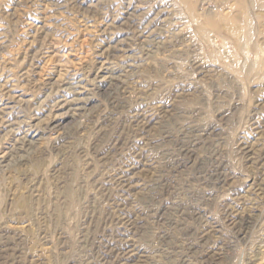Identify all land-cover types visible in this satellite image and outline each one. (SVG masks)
I'll return each mask as SVG.
<instances>
[{"label":"rangeland","instance_id":"374dc122","mask_svg":"<svg viewBox=\"0 0 264 264\" xmlns=\"http://www.w3.org/2000/svg\"><path fill=\"white\" fill-rule=\"evenodd\" d=\"M0 109V264H264V0H0Z\"/></svg>","mask_w":264,"mask_h":264},{"label":"bare ground","instance_id":"6f19581e","mask_svg":"<svg viewBox=\"0 0 264 264\" xmlns=\"http://www.w3.org/2000/svg\"><path fill=\"white\" fill-rule=\"evenodd\" d=\"M242 1V0H241ZM132 14V13H131ZM216 24V23H215ZM213 28H214V30H219V26L216 24V25H213ZM151 34V33H150ZM141 37V36H140ZM156 39V38H155ZM150 41V40H149ZM152 41V40H151ZM125 61V60H124ZM109 69V68H108ZM107 69V70H108ZM116 72V71H115ZM75 82V81H74ZM78 82V81H77ZM63 92V91H62ZM77 93V92H76ZM81 93V92H80ZM62 100V99H61ZM70 101V100H69ZM78 101H79V99L77 98V100H74V102H72V103H74V104H78ZM8 103V102H7ZM10 103V102H9ZM58 103V102H57ZM65 103V102H64ZM67 103V102H66ZM71 104V103H70ZM58 105V104H57ZM66 106V105H65ZM61 107V106H60ZM61 108H63V107H61ZM6 109V108H5ZM4 109H0V111H3ZM9 114V113H8ZM3 157V156H2Z\"/></svg>","mask_w":264,"mask_h":264}]
</instances>
